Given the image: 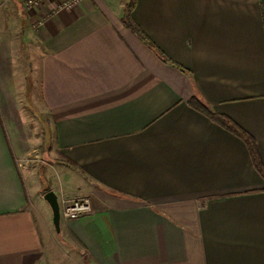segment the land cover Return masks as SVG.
<instances>
[{
  "label": "crops",
  "instance_id": "crops-1",
  "mask_svg": "<svg viewBox=\"0 0 264 264\" xmlns=\"http://www.w3.org/2000/svg\"><path fill=\"white\" fill-rule=\"evenodd\" d=\"M9 1L0 264H264V179L240 138L188 105L197 97L243 130L264 169V0H135L132 22L155 49L123 24L122 0L55 15L65 0L31 11ZM31 76L70 183L53 190L58 203L92 206L60 219L64 249L44 239L53 225L40 174L51 165L36 167Z\"/></svg>",
  "mask_w": 264,
  "mask_h": 264
},
{
  "label": "rangeland",
  "instance_id": "rangeland-1",
  "mask_svg": "<svg viewBox=\"0 0 264 264\" xmlns=\"http://www.w3.org/2000/svg\"><path fill=\"white\" fill-rule=\"evenodd\" d=\"M10 2L9 0H0V4H4L5 2ZM126 4L129 3L131 0H122ZM81 4V3H80ZM124 6V7H125ZM30 88V90H29ZM26 104H31L30 108V114L32 117H34V120L37 122L36 125V130H37V136H38V158L39 163H37V168L41 172V165L45 164H50L51 167H47L44 170V173L42 172L40 175L42 176L41 184H42V193L43 196L46 193V191H56L58 194L60 193L59 190L66 189L70 187V183H68L67 178H64L62 173H61V168L56 162L57 160H54V154L51 153V148L53 147L52 145V137H51V132L48 129L47 125L45 124L46 122V114L44 109L41 106V101H40V94H39V85H38V80L34 77L31 76L30 82H28V87H26ZM30 95V96H29ZM30 97V99H29ZM36 106V107H35ZM44 162V163H43ZM40 167V168H39ZM40 176V177H41ZM46 177V178H45ZM48 178V181L46 180ZM47 191V192H48ZM46 205V204H45ZM61 221V220H60ZM52 242H50L48 237H45V241H49V244H51L52 247H59L61 249H64L65 247L63 246L64 243V237H62L61 233H56L54 228H52ZM67 244V243H66ZM67 246V245H66ZM64 251H67L64 250ZM54 264V263H53Z\"/></svg>",
  "mask_w": 264,
  "mask_h": 264
},
{
  "label": "trees",
  "instance_id": "trees-1",
  "mask_svg": "<svg viewBox=\"0 0 264 264\" xmlns=\"http://www.w3.org/2000/svg\"><path fill=\"white\" fill-rule=\"evenodd\" d=\"M134 6H135V0H131L124 7V15L122 17L123 24L126 26L127 29H129L131 32L136 34L144 43H146L152 49H155V47L152 45L150 40L132 22L131 11L134 8ZM160 57H161V55H160ZM165 60L168 61L167 59H165ZM188 105L191 108H193L194 110H196L197 112L208 117L211 121L218 124L220 127L228 130L230 133H232L236 137L240 138L245 143L255 168L258 170V172L262 175V178L264 179V169L262 168L261 164L259 163L257 153L255 150V143L243 130H241L239 127H237L234 123H232L226 117H223L221 115H218V114L212 112L211 109L209 108V106L206 105L201 99H199L197 97L190 99L188 102Z\"/></svg>",
  "mask_w": 264,
  "mask_h": 264
},
{
  "label": "built area",
  "instance_id": "built-area-1",
  "mask_svg": "<svg viewBox=\"0 0 264 264\" xmlns=\"http://www.w3.org/2000/svg\"><path fill=\"white\" fill-rule=\"evenodd\" d=\"M84 0H65L51 9V14L55 15L63 10H71L76 7ZM47 3V0H23L24 6L28 10H33ZM41 25V22L37 24ZM60 216L62 219L72 220L78 219L92 211L91 203L86 198L75 199V200H64L61 199L59 203Z\"/></svg>",
  "mask_w": 264,
  "mask_h": 264
},
{
  "label": "water",
  "instance_id": "water-1",
  "mask_svg": "<svg viewBox=\"0 0 264 264\" xmlns=\"http://www.w3.org/2000/svg\"><path fill=\"white\" fill-rule=\"evenodd\" d=\"M44 201L50 207L52 213V225L56 233H60V207L56 194L53 191H48L43 196Z\"/></svg>",
  "mask_w": 264,
  "mask_h": 264
}]
</instances>
